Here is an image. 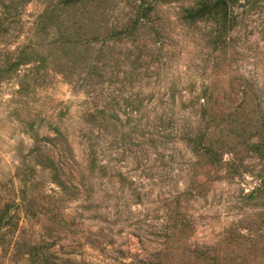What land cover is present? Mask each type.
Returning a JSON list of instances; mask_svg holds the SVG:
<instances>
[{"label": "rangeland", "instance_id": "obj_1", "mask_svg": "<svg viewBox=\"0 0 264 264\" xmlns=\"http://www.w3.org/2000/svg\"><path fill=\"white\" fill-rule=\"evenodd\" d=\"M211 1L0 0V264H264V0Z\"/></svg>", "mask_w": 264, "mask_h": 264}, {"label": "trees", "instance_id": "obj_2", "mask_svg": "<svg viewBox=\"0 0 264 264\" xmlns=\"http://www.w3.org/2000/svg\"><path fill=\"white\" fill-rule=\"evenodd\" d=\"M69 1H79V0H69ZM238 1L239 0H213L211 2H205L200 6H198L197 8L190 10L186 18L191 21H196L199 19L207 18L209 16L217 17L219 20V25H221L222 34L219 36V39L221 40L224 32L231 30L232 28L235 27L234 17L232 15V7ZM214 155L212 156L214 157ZM254 190L256 191L264 190V176H262L261 183L257 187H255Z\"/></svg>", "mask_w": 264, "mask_h": 264}]
</instances>
